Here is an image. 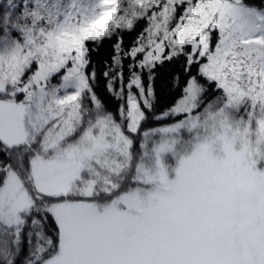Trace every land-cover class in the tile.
Segmentation results:
<instances>
[{
    "label": "snow or ice",
    "instance_id": "1",
    "mask_svg": "<svg viewBox=\"0 0 264 264\" xmlns=\"http://www.w3.org/2000/svg\"><path fill=\"white\" fill-rule=\"evenodd\" d=\"M0 264H264V0H0Z\"/></svg>",
    "mask_w": 264,
    "mask_h": 264
}]
</instances>
